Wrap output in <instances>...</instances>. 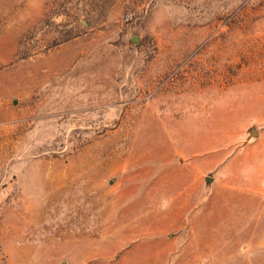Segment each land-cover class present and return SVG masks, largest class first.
I'll use <instances>...</instances> for the list:
<instances>
[{"label": "rangeland", "instance_id": "obj_1", "mask_svg": "<svg viewBox=\"0 0 264 264\" xmlns=\"http://www.w3.org/2000/svg\"><path fill=\"white\" fill-rule=\"evenodd\" d=\"M0 264H264V0H0Z\"/></svg>", "mask_w": 264, "mask_h": 264}, {"label": "crops", "instance_id": "obj_2", "mask_svg": "<svg viewBox=\"0 0 264 264\" xmlns=\"http://www.w3.org/2000/svg\"><path fill=\"white\" fill-rule=\"evenodd\" d=\"M18 248H21V246H4V249L8 252V259H12V253H15L17 251ZM23 248L26 250V252L21 256V254L19 253L18 256L20 255V258L22 259V261H25L26 258H28L27 256L29 255V250L30 252L34 251V246L33 245H23ZM28 250V252H27ZM28 254V255H27Z\"/></svg>", "mask_w": 264, "mask_h": 264}]
</instances>
